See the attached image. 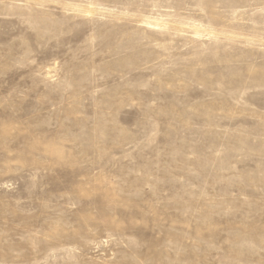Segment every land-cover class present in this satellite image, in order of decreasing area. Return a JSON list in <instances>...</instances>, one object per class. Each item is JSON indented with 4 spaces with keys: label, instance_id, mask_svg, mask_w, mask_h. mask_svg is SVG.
Wrapping results in <instances>:
<instances>
[{
    "label": "rangeland",
    "instance_id": "rangeland-1",
    "mask_svg": "<svg viewBox=\"0 0 264 264\" xmlns=\"http://www.w3.org/2000/svg\"><path fill=\"white\" fill-rule=\"evenodd\" d=\"M0 264H264V0H0Z\"/></svg>",
    "mask_w": 264,
    "mask_h": 264
}]
</instances>
